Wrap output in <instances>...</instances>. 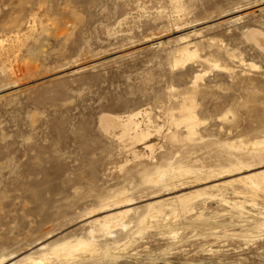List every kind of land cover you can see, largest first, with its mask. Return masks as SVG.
<instances>
[{
  "label": "rangeland",
  "instance_id": "rangeland-1",
  "mask_svg": "<svg viewBox=\"0 0 264 264\" xmlns=\"http://www.w3.org/2000/svg\"><path fill=\"white\" fill-rule=\"evenodd\" d=\"M250 30L264 35V0H0V260L88 237L125 189L137 208L127 230L95 232L101 245L130 237L123 258L74 264H264V187L238 180L264 169L245 154L264 139V50ZM182 49L197 55L173 65ZM187 98L191 138L170 124ZM138 111L148 142L102 129V114ZM164 166L197 174L145 185ZM183 195L191 208L174 218ZM150 201L164 214L137 235Z\"/></svg>",
  "mask_w": 264,
  "mask_h": 264
},
{
  "label": "bare ground",
  "instance_id": "bare-ground-1",
  "mask_svg": "<svg viewBox=\"0 0 264 264\" xmlns=\"http://www.w3.org/2000/svg\"><path fill=\"white\" fill-rule=\"evenodd\" d=\"M176 19V18H175ZM249 38L251 40H253L255 43H257L258 45H260V47L264 50V35L258 31V30H250L249 32ZM180 51V50H179ZM178 51V52H179ZM180 57L175 59L174 64H183L186 60L189 61V59H193L195 58V56L197 54H195L194 52H190V50L188 49H182L180 51ZM176 58V57H174ZM187 61V62H188ZM186 63V62H185ZM216 67H219L218 65H214ZM213 66V67H214ZM201 76L196 75V78H200ZM195 78V79H196ZM196 82V81H195ZM188 101H185L182 104L181 107V113H180V117L179 119H174L171 118V123L172 126H178L179 124H184L186 127V132H187V136L189 138L193 137L194 135V129H195V125H196V117L193 113V102L191 98H187ZM145 111H147L145 109ZM144 112V111H143ZM146 113V112H145ZM150 113V112H149ZM148 113V114H149ZM139 115H141V112H135L132 114H128L127 116H125V118H121L118 116H114V115H110V114H102L100 116V123L102 126V129L104 131L107 132H112L115 131L116 129L120 130V134L119 137L120 138H124V137H128V139H131L132 141H136V142H140V141H145L146 139H148L149 136V131L147 129H143L141 128V124L138 121V117ZM147 116V114H145ZM142 117V115H141ZM140 117V118H141ZM144 117V116H143ZM174 117V116H173ZM150 118V116H149ZM140 120V119H139ZM142 120V119H141ZM150 120V119H149ZM169 120V119H168ZM144 121V120H143ZM144 124V123H143ZM169 124V123H168ZM146 125V124H145ZM144 125V126H145ZM166 125V124H165ZM143 126V125H142ZM150 126V125H149ZM169 126V125H168ZM146 127V126H145ZM149 128V127H148ZM152 131V130H150ZM196 131V130H195ZM168 132V131H167ZM114 133V132H112ZM163 133V132H162ZM176 135V134H175ZM175 135L174 133H170L171 139H175ZM165 136V135H164ZM169 136V137H170ZM125 139V138H124ZM177 140V139H176ZM147 141V140H146ZM149 141V140H148ZM147 141V142H148ZM217 141V140H216ZM165 143V142H164ZM243 143V142H242ZM136 144V143H135ZM134 144V145H135ZM148 144V143H147ZM243 144H240L244 145ZM247 144V143H246ZM250 144V143H249ZM226 145V147L229 148H236L235 144L231 143V144H224ZM251 148L249 149L248 152H245V154L248 153L251 154L252 156H254L255 158H263L264 157V139L261 140H257L251 143ZM154 146V145H153ZM152 145H146V148L151 149L153 147ZM245 146V145H244ZM249 146V145H248ZM169 148V147H168ZM248 147H246L247 149ZM154 149V148H152ZM228 149V148H227ZM226 150V149H225ZM245 150V149H244ZM244 150H242L244 152ZM247 151V150H246ZM135 152V151H134ZM173 153V152H172ZM136 154V153H134ZM236 154V153H235ZM137 155V154H136ZM153 156V155H152ZM151 157V156H150ZM246 157V156H245ZM134 158V157H133ZM152 159V157H151ZM250 159L251 156H250ZM172 160V159H171ZM261 160V159H260ZM210 161V160H209ZM262 161V160H261ZM173 162V161H172ZM236 162V161H235ZM257 162V161H256ZM245 163V162H244ZM235 164V163H234ZM247 164V163H246ZM250 164V163H249ZM175 165V164H174ZM252 166V163L250 164ZM249 165V168H250ZM258 165V164H257ZM161 166V165H160ZM230 166V165H229ZM246 166V165H245ZM264 166L260 165L258 166L259 168ZM151 167V166H149ZM238 166L234 167L237 168ZM240 168L242 166H239ZM247 167V166H246ZM245 167V169H246ZM257 167V166H256ZM197 168V167H196ZM246 171H251V169H255V167L250 168ZM96 169V168H95ZM231 169V168H230ZM238 169V168H237ZM236 169V170H237ZM243 169V167H242ZM93 170V169H92ZM211 170V169H210ZM218 170V169H217ZM235 170V169H233ZM236 170L234 172H236ZM212 171V170H211ZM221 171V170H220ZM194 172L196 173V171L194 170V168H190L187 166H179L177 168H173L171 166H164V168H157L153 173H145L143 178V182L146 184H152L151 186L153 187L155 184L158 185L160 187L166 186L168 187L169 185L173 184L174 180L182 177L185 178V176L189 175V174H194ZM200 172V171H199ZM198 172V173H199ZM229 172V171H228ZM201 173V172H200ZM200 173L198 175H200ZM217 173V172H216ZM225 173V172H224ZM231 173V174H230ZM229 173V175H234L232 173V171ZM240 170H239V174H240ZM197 174V173H196ZM204 175V174H203ZM197 176V175H196ZM228 176V175H227ZM129 180V179H128ZM183 180V178H182ZM181 180V181H182ZM239 181L244 182L247 186H249L252 189H259L262 187H264V169L260 170V171H256L255 173H249L247 175H243L241 177L238 178ZM228 181V180H227ZM232 181V180H231ZM142 182V183H143ZM126 183V182H124ZM154 184V185H153ZM150 186V188H151ZM175 185H173L174 187ZM178 186V185H177ZM214 186V184H213ZM149 187V186H148ZM171 187V186H170ZM176 187V186H175ZM216 187V186H215ZM169 188V187H168ZM248 188V187H247ZM165 189V188H162ZM125 190V189H124ZM123 190V191H124ZM168 190V189H166ZM231 190V189H230ZM243 190V189H242ZM118 192L117 195H115L114 200H112V202L105 204L103 210L99 209L100 212L97 213H102V212H110L113 210H117L114 212H110L107 213L106 215H104L103 217H97L95 219H91L90 221H88V223L90 224V229L88 231V237H78V238H72L69 240H63L62 242H57L56 241H51V242H38L36 244L35 248H29V250L23 254H18V255H12L9 258H3L0 260V264H74L76 261L78 262V260H85V259H96L98 257H102L106 259H116V258H123L120 257L121 253H119L120 249H126L127 247H129L132 243L133 240H131V238L127 237L128 239L122 241L121 243L119 242V240L117 242L113 241L109 243H104V244H98L97 240H96V233L97 231H99L98 233H103V236L105 237H112L113 236V232L114 229L117 227H120L123 229H126L127 225L125 219H127L126 217L128 215L131 214V212H137V208L132 207L133 202H131L130 198L128 199L127 195L125 194L127 191L125 192ZM221 192V190H220ZM110 195V194H109ZM108 195V196H109ZM181 195V194H180ZM192 195V194H191ZM191 195H183V196H178V203L180 202V207L178 205L179 208H173L171 211L172 216L175 217H179V214H183L189 212V209L191 207H189V203L191 201ZM111 197V196H110ZM149 197V196H148ZM152 199V198H151ZM222 199V198H221ZM104 200V199H103ZM109 200V198H108ZM176 200V199H175ZM102 201V200H101ZM105 201V200H104ZM103 201V202H104ZM166 201V200H165ZM109 202V201H108ZM171 202V201H170ZM93 203V202H92ZM105 203H107L105 201ZM169 203V202H168ZM177 203V202H176ZM177 203V204H178ZM221 203V202H220ZM225 203V202H224ZM232 204V203H231ZM233 206L235 207H239L241 208L242 205L239 202H233ZM101 205V204H100ZM140 205V204H139ZM162 205V204H161ZM160 203H158V201L156 202H148L147 205L145 206L144 210L140 213L137 214L136 216V228L135 230V234L139 235V234H143V232L147 229V228H152L153 225H151V220L153 218L156 219L157 216H159L160 214L163 213V209H161ZM191 205V204H190ZM142 206V204H141ZM165 206V205H164ZM168 206V205H167ZM143 208V207H142ZM234 209V208H233ZM96 210V209H95ZM98 210V211H99ZM235 210V209H234ZM239 210V209H238ZM94 211V210H93ZM241 211V210H240ZM82 212V211H81ZM199 212V211H198ZM238 212V211H237ZM243 212V211H241ZM130 213V214H129ZM133 213V214H135ZM203 213V212H202ZM96 214V213H95ZM93 213V216L95 215ZM132 214V215H133ZM164 214V213H163ZM91 215V214H90ZM202 214H199L196 218L200 219L202 216ZM87 216V215H86ZM92 216V215H91ZM88 216V217H91ZM162 216V215H161ZM131 217V216H130ZM158 218V217H157ZM173 218V219H174ZM195 218V219H196ZM153 219V220H155ZM164 219V218H163ZM168 219V218H167ZM191 219V218H190ZM203 219V218H202ZM241 219V218H240ZM181 220V219H180ZM80 221V220H79ZM129 221V220H128ZM164 221V220H163ZM182 221V220H181ZM194 221V220H192ZM191 221V223H192ZM203 221V220H202ZM156 222V221H153ZM199 222V221H198ZM198 222L194 221L193 225L199 224ZM205 222V221H204ZM244 222V221H243ZM263 222V221H262ZM87 223V224H88ZM166 223V222H165ZM189 223V222H188ZM190 223V224H191ZM264 223V222H263ZM154 224V223H152ZM130 225V224H129ZM128 225V226H129ZM166 225V224H164ZM177 225V224H176ZM89 226V225H88ZM134 226V225H133ZM168 226V224H167ZM172 226V224H170V226H168L169 228ZM175 226V225H174ZM260 226V225H259ZM258 226V227H259ZM155 227V226H154ZM176 227V226H175ZM187 227V226H186ZM166 228V226H165ZM172 229V228H171ZM207 229V228H206ZM127 230V229H126ZM203 230V229H202ZM121 231V230H120ZM124 231V230H123ZM121 231V232H123ZM173 231V230H172ZM120 232V233H121ZM132 232V230H131ZM130 232V233H131ZM134 232V231H133ZM174 233L176 231H173ZM100 233V234H101ZM115 233V232H114ZM118 233V232H117ZM116 234V233H115ZM176 234V233H175ZM210 234V233H209ZM120 235V234H119ZM128 235V234H127ZM132 236L133 233L131 234ZM130 235V236H131ZM136 235V237H137ZM211 235V234H210ZM98 236V235H97ZM102 236V237H103ZM51 236H48V238H50ZM126 237V236H125ZM113 238V237H112ZM135 238V237H134ZM133 238V239H134ZM110 239V238H108ZM108 239H105L106 241ZM115 239V238H114ZM119 239V238H118ZM248 240V239H247ZM99 241V240H98ZM109 241V240H108ZM100 243V242H99ZM114 244V245H113ZM114 247H113V246ZM134 245V244H133ZM132 245V246H133ZM131 246V247H132ZM128 249V248H127ZM241 249V248H240ZM124 252V250H123ZM215 252V251H214ZM125 253V252H124ZM217 253V252H216ZM220 255V254H219ZM5 257V256H4ZM214 258V257H213ZM212 258V259H213ZM216 258V256H215ZM218 259H220V257H217V261ZM223 259V258H221ZM220 259V260H221ZM243 259V257H242ZM240 260V259H239ZM100 261V260H99ZM203 261V260H202ZM223 261V260H222ZM81 262V261H80ZM79 262V263H80ZM215 262V261H214ZM221 262V261H220ZM219 261L216 263H220ZM209 263V262H208ZM211 263V262H210ZM238 263V262H237ZM77 264V263H76ZM81 264V263H80ZM212 264V263H211ZM222 264V263H220ZM236 264V263H235ZM240 264V263H239Z\"/></svg>",
  "mask_w": 264,
  "mask_h": 264
}]
</instances>
